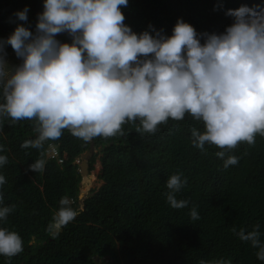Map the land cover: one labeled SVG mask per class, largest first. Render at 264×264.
Wrapping results in <instances>:
<instances>
[{"label":"trees","instance_id":"1","mask_svg":"<svg viewBox=\"0 0 264 264\" xmlns=\"http://www.w3.org/2000/svg\"><path fill=\"white\" fill-rule=\"evenodd\" d=\"M241 4L264 5V0H128L121 11L124 23L136 33L151 24L171 35L177 18L198 33H219L232 23L224 12ZM26 5L27 21L17 20L13 14ZM41 11L42 0H0V39L17 24L34 31ZM61 42L70 43L67 33ZM5 51L7 58L14 54L10 45ZM138 127V120L125 122L121 132L87 142L64 129L58 139L45 140L37 149L21 147L37 136L34 118L13 122L0 117V154L7 158L0 167L5 178L0 194L4 205H15L0 227L17 232L23 241L22 251L0 255V264H200L220 258L230 264H264L256 257L257 249L232 231H250L258 223L264 241V136L257 134L251 145L239 142L218 158L217 146L199 149L192 144L191 129L203 131V124L188 114L179 121L169 118L154 133ZM92 144L96 152L89 171L99 162L98 179L104 184L81 202L83 178L77 160ZM51 146L64 157L62 164L47 157ZM228 155L238 162L225 168ZM41 159L42 170L29 169ZM177 172L186 183L176 199L188 201L179 209L165 198L166 180ZM62 197L79 214L52 237L47 226ZM193 206L197 220L190 216Z\"/></svg>","mask_w":264,"mask_h":264},{"label":"clouds","instance_id":"2","mask_svg":"<svg viewBox=\"0 0 264 264\" xmlns=\"http://www.w3.org/2000/svg\"><path fill=\"white\" fill-rule=\"evenodd\" d=\"M127 4L128 0H42L34 31L17 24L0 39V117L13 122L34 118L38 124L36 138L21 147L39 149L64 129L85 142L110 137L134 120L139 121L138 131L154 133L159 124L169 118L182 120L185 114L203 124V131L191 129L192 144L199 149L217 146L218 158L239 142L251 145L257 134L264 136V5L227 9L224 14L232 23L219 33H198L177 18L171 35H166L151 24L140 33L132 31L121 11ZM28 11L26 5L13 15L27 21ZM60 33H67L70 43L57 40ZM7 45L18 64L8 62ZM55 152L57 158L49 157ZM48 154L64 162L55 146ZM6 160L0 154V167ZM237 162L238 157L228 155L223 165ZM44 164L37 160L29 169L42 170ZM4 183L0 174V185ZM185 183L179 172L167 178L165 198L172 208L188 205L176 199ZM59 205L47 226L52 237L79 214L65 197ZM14 208L4 205L0 194V223ZM190 216L199 219L195 206ZM259 228L257 223L250 231H232L264 261ZM22 247L17 232L0 227V255L12 257Z\"/></svg>","mask_w":264,"mask_h":264},{"label":"rangeland","instance_id":"3","mask_svg":"<svg viewBox=\"0 0 264 264\" xmlns=\"http://www.w3.org/2000/svg\"><path fill=\"white\" fill-rule=\"evenodd\" d=\"M7 60L9 63L15 65L18 58L16 56H14L11 58H7ZM79 161L80 160H77L78 163H79ZM100 170H101V165L99 162H97L95 165V169L93 171L89 172L88 175L84 176L82 183H81V193H80L81 202L84 199H87L88 197L92 196L94 191L96 192L102 187L103 183L98 179V173ZM80 210H82V206H80Z\"/></svg>","mask_w":264,"mask_h":264},{"label":"water","instance_id":"4","mask_svg":"<svg viewBox=\"0 0 264 264\" xmlns=\"http://www.w3.org/2000/svg\"><path fill=\"white\" fill-rule=\"evenodd\" d=\"M65 33H60L56 36V39L61 41L62 37H64ZM12 65V64H11ZM95 153L94 151V145L92 144L90 146L89 151L85 152L81 157H80V172L82 177L84 178L85 175L89 174V160L92 158L93 154ZM104 184V183H103Z\"/></svg>","mask_w":264,"mask_h":264},{"label":"built area","instance_id":"5","mask_svg":"<svg viewBox=\"0 0 264 264\" xmlns=\"http://www.w3.org/2000/svg\"><path fill=\"white\" fill-rule=\"evenodd\" d=\"M49 157H56V158H57V153L55 152V153L49 155ZM58 162H59V163H62V162H63V159H59V158H58Z\"/></svg>","mask_w":264,"mask_h":264},{"label":"bare ground","instance_id":"6","mask_svg":"<svg viewBox=\"0 0 264 264\" xmlns=\"http://www.w3.org/2000/svg\"><path fill=\"white\" fill-rule=\"evenodd\" d=\"M92 185H93V184H92ZM95 262H96V263H98V260H97V259H95ZM100 264H104V263H103V262H101Z\"/></svg>","mask_w":264,"mask_h":264}]
</instances>
